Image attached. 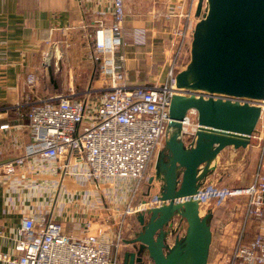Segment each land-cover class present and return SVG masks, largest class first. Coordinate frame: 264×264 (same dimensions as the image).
<instances>
[{"label":"crops","instance_id":"obj_1","mask_svg":"<svg viewBox=\"0 0 264 264\" xmlns=\"http://www.w3.org/2000/svg\"><path fill=\"white\" fill-rule=\"evenodd\" d=\"M132 4L126 21L132 31L126 48L128 83L160 84L169 66L170 26L188 24L192 29L193 15L185 17L191 0H132ZM112 11V0H0V127L9 124L7 129L0 128V164L24 155L31 143L25 115L33 103L57 94L82 97L107 88L91 58L87 35L96 30L98 19L110 26ZM160 26H165L163 31ZM137 29L146 30V43L134 42ZM30 74L38 77L32 87L26 83ZM247 148L224 149L213 163L215 170ZM253 159L257 161V152ZM65 163L64 158L32 155L13 175L0 171L1 252H13L16 232L26 216L56 219L73 237L90 229L99 239L114 241L123 210L144 200L139 193L132 200L135 181L131 178H93L89 164L78 156L70 159L66 171ZM239 211L236 207L230 213L236 217L233 223L240 220ZM137 215L124 217L121 252L125 240L140 228ZM0 264L6 262L0 260Z\"/></svg>","mask_w":264,"mask_h":264},{"label":"built area","instance_id":"obj_2","mask_svg":"<svg viewBox=\"0 0 264 264\" xmlns=\"http://www.w3.org/2000/svg\"><path fill=\"white\" fill-rule=\"evenodd\" d=\"M195 1L191 0L186 18L192 17ZM112 8L113 21L110 26H106L103 19H98L95 33L89 32L87 35L91 58L93 62H99V73L107 81V88L82 97H76L75 93L57 94L33 103L27 114L32 141L24 155L0 164L3 175H13L17 166L24 163L28 156L64 158L65 171L70 159L78 156L89 164V174L93 178L133 179L135 189L132 200L138 195L149 175L148 170L156 152L171 130L170 105L173 96L180 91L177 75L189 63V60L183 59L182 51L190 44L194 30L188 24L172 26L173 44L164 82L131 85L126 73V48L129 42H124L123 37L127 18L126 0H112ZM133 35L135 43H146V30H134ZM37 79L35 74H30L26 80L28 87L34 86ZM190 92L184 91L185 94ZM240 101L255 103L261 108L250 142L259 149L255 172L251 180L243 185L217 189L205 182L200 188L198 200L202 211L207 209H203L202 201L207 200L210 204L212 198L235 197L238 208L241 201H245L243 227L224 264H264V98ZM197 119L198 112L190 109L182 122L181 135L188 142L198 129ZM0 128L7 129L9 124ZM208 192L224 195L206 197ZM146 201L128 205L122 212L124 217L160 203L158 195ZM124 217L118 223L117 239L104 241L90 229L83 236L73 237L64 232L62 224L56 219L26 216L16 232L13 252L0 251V260L6 264H121ZM250 220L256 221V227L246 239V227ZM233 221L234 218L228 223L233 224ZM174 227L181 229V226Z\"/></svg>","mask_w":264,"mask_h":264},{"label":"water","instance_id":"obj_3","mask_svg":"<svg viewBox=\"0 0 264 264\" xmlns=\"http://www.w3.org/2000/svg\"><path fill=\"white\" fill-rule=\"evenodd\" d=\"M196 15L191 58L170 105L171 130L149 181L150 189L160 182V203L138 212L140 228L125 240L123 264H208L213 213L202 215L200 188L224 149L250 145L260 118L258 104L240 99L264 98V0H199ZM190 109L198 112V129L188 142L181 129ZM175 217L187 228L169 243Z\"/></svg>","mask_w":264,"mask_h":264},{"label":"rangeland","instance_id":"obj_4","mask_svg":"<svg viewBox=\"0 0 264 264\" xmlns=\"http://www.w3.org/2000/svg\"><path fill=\"white\" fill-rule=\"evenodd\" d=\"M198 1L199 0L195 1L196 4L198 3ZM126 3H127V18H128V15L131 14V12L133 11L132 9L133 4H132V0H126ZM196 8L197 7H195L194 9V13L192 17V29L193 30L198 22V17L196 15ZM127 18H126V21H127ZM126 21L124 23L123 37H124V42H129V38H131L132 31H131V28L127 26ZM160 27H162V31L165 28V26H160ZM170 27L172 28V26ZM93 33H95V30ZM169 36L170 38L167 41H170V46L168 45V47L169 49L172 50L173 36L172 34ZM191 42H192V38H191L190 44L187 45V48L182 51V57L185 61L187 60L190 61V58H191V52H190ZM92 76H93V73H92ZM164 143L165 141L162 142L161 146L156 152L154 160L150 164L148 174H151V176L156 175L155 162L158 159L159 152L163 149ZM256 152L257 153L259 152L258 147L255 144L250 145L246 151L243 150V151H240L238 154H236L234 157L235 159L231 161L229 164L227 165L225 164L224 166L220 165L217 170H214V172L210 174V183L208 184V186L221 189V188L228 187V186L243 185V184L248 183L251 180L252 175L255 172V169L257 167L258 159L257 161L253 159ZM226 154H229V152L226 151ZM149 176L144 181L139 191V197L142 196V194H144V197H142V199H144L143 201L154 198L156 195H159V192H160V189H159L160 182L157 181L155 182V185L152 187L154 188V191L151 192L150 195L145 194L147 191V186H148V191L152 190L150 189V186H149V181H150ZM209 193L210 192L206 193L207 194L206 197L224 195V193H219V192H216L213 194H209ZM241 199L243 200V198ZM140 202L141 201H139L138 203L137 202L135 203L139 204ZM202 203L204 205L203 209H206L208 206H210V210L213 213V218H212V223H211L212 231H213V239H212V244H211V249H210V258H209L208 264H224L225 257L232 253L236 245V242H237V237L241 233V230L243 227V226L241 227L242 220L245 214L244 213L245 212V201H241L242 204L239 207V210H240L239 219L240 220L228 226L227 229L225 228L226 223H228L231 219L235 218L234 215H231L230 213L232 212L234 213L236 207L238 210V206L236 204L237 198L230 197V198L225 199L222 197H218V198H212L210 200V204H208L207 200L202 201ZM231 208H235V209L231 211ZM202 212L203 214H205L204 211ZM172 226L174 229H175L174 226H178V227L181 226L180 227L181 229L180 230L175 229L177 230L175 234L170 235L168 238L169 243H172L174 241V238L176 235H180V236L184 235V233L186 232V228H187V222L183 219L181 220L180 217H175L172 223ZM255 227H256L255 222L253 220H250L246 227V239H247V236H249L251 232L255 230Z\"/></svg>","mask_w":264,"mask_h":264},{"label":"trees","instance_id":"obj_5","mask_svg":"<svg viewBox=\"0 0 264 264\" xmlns=\"http://www.w3.org/2000/svg\"><path fill=\"white\" fill-rule=\"evenodd\" d=\"M100 64H99V62H96L95 63V66H96V70L99 72V68H100V66H99ZM25 118H27V114L25 115ZM28 121V120H27ZM255 222V224H256V221H254Z\"/></svg>","mask_w":264,"mask_h":264},{"label":"flooded vegetation","instance_id":"obj_6","mask_svg":"<svg viewBox=\"0 0 264 264\" xmlns=\"http://www.w3.org/2000/svg\"><path fill=\"white\" fill-rule=\"evenodd\" d=\"M157 161V160H156ZM155 164H156V162H155ZM152 177V176H151ZM155 182H157V180H154ZM160 185V184H159ZM149 186H150V184H149ZM182 220V219H181ZM184 220V219H183ZM123 262V259H122V261H121V264H123L122 263ZM148 264H153L152 262H149Z\"/></svg>","mask_w":264,"mask_h":264}]
</instances>
